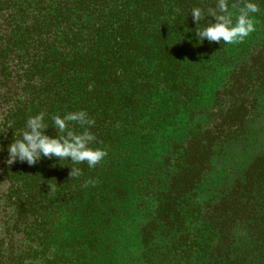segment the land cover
<instances>
[{"label": "trees", "instance_id": "16d2710c", "mask_svg": "<svg viewBox=\"0 0 264 264\" xmlns=\"http://www.w3.org/2000/svg\"><path fill=\"white\" fill-rule=\"evenodd\" d=\"M0 264H264V0H0Z\"/></svg>", "mask_w": 264, "mask_h": 264}, {"label": "rangeland", "instance_id": "374dc122", "mask_svg": "<svg viewBox=\"0 0 264 264\" xmlns=\"http://www.w3.org/2000/svg\"><path fill=\"white\" fill-rule=\"evenodd\" d=\"M245 155H247V156H245ZM249 155L250 154H244L243 156H245V158H249ZM140 221H141V219H138L137 222L134 223V226L137 225ZM137 228H138L137 231H134L136 234L139 233L140 226H138ZM132 240H133V237L129 238V237H126V235H125V237L122 240L121 245L119 246V251L121 252V251H124L125 249H129V250L132 249L133 248V246H131L133 244ZM140 246H141V248H137L138 250H136L137 252H136L135 257H138L139 259L141 257L142 262H145L146 261L145 257H147V255H148L147 254L148 250H145V243L144 242L141 243Z\"/></svg>", "mask_w": 264, "mask_h": 264}]
</instances>
